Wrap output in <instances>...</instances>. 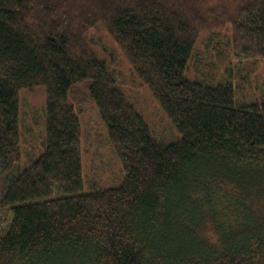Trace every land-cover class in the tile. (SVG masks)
<instances>
[{
    "label": "trees",
    "instance_id": "1",
    "mask_svg": "<svg viewBox=\"0 0 264 264\" xmlns=\"http://www.w3.org/2000/svg\"><path fill=\"white\" fill-rule=\"evenodd\" d=\"M221 29L224 56L264 58V0H0V264H264V102L186 75L199 39ZM100 30L177 141L156 137L127 97L97 52ZM36 86L46 139L32 159L19 93ZM91 106L123 180L84 193Z\"/></svg>",
    "mask_w": 264,
    "mask_h": 264
},
{
    "label": "rangeland",
    "instance_id": "2",
    "mask_svg": "<svg viewBox=\"0 0 264 264\" xmlns=\"http://www.w3.org/2000/svg\"><path fill=\"white\" fill-rule=\"evenodd\" d=\"M216 33L217 37L212 36L208 40L206 37L199 39L197 52L186 74L187 77L202 81L203 77L207 76L214 78L215 85L231 82L235 87L239 104L263 103L264 58L224 56L228 53L229 32L221 29ZM94 36L98 42H101V46L97 48L98 54L120 74V82L124 84L127 97L141 110L153 134L165 143L177 141L180 138L177 129L164 115L146 87L134 76L130 62L121 50L105 31H97ZM213 40L216 42L214 43ZM19 96L23 149L29 151L30 157L35 159L45 152L46 88L36 86L34 89H22ZM91 109V112L83 118L84 193L116 188L123 180L121 160L107 144V129L99 118L97 109L93 106ZM26 152L23 155L24 161L29 156ZM29 164L28 162L26 166ZM5 187V178L0 173V198L4 194ZM1 209L6 208L0 205Z\"/></svg>",
    "mask_w": 264,
    "mask_h": 264
}]
</instances>
